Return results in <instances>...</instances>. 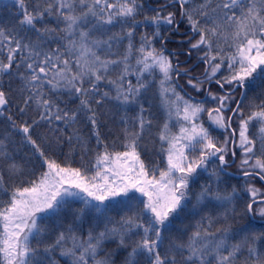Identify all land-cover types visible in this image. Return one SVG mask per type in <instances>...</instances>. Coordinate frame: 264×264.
Returning a JSON list of instances; mask_svg holds the SVG:
<instances>
[{
    "label": "snow or ice",
    "instance_id": "snow-or-ice-1",
    "mask_svg": "<svg viewBox=\"0 0 264 264\" xmlns=\"http://www.w3.org/2000/svg\"><path fill=\"white\" fill-rule=\"evenodd\" d=\"M0 264H264V0H0Z\"/></svg>",
    "mask_w": 264,
    "mask_h": 264
},
{
    "label": "trees",
    "instance_id": "trees-1",
    "mask_svg": "<svg viewBox=\"0 0 264 264\" xmlns=\"http://www.w3.org/2000/svg\"><path fill=\"white\" fill-rule=\"evenodd\" d=\"M177 40H179V36L176 37ZM171 47V46H170ZM183 59V58H182ZM151 95V94H150ZM153 103L157 106V110L159 109V105H160V100H159V97L158 95L157 96H154L153 98ZM204 120L205 122H207V116L204 117ZM152 138H154V133H153V136ZM145 144L147 145L146 147H143L142 146V151L143 152H146L149 156H151L152 158H156L153 153H154V148H153V145H152V142H151V139L150 138H146L145 140ZM232 182L235 183L236 182V177H233L232 179ZM244 223H247V220H243L241 221V224H244ZM256 226H257V229L259 230V227L260 225H258L257 223H255ZM115 249V245L114 244H111L109 243L106 247V251H112ZM122 257H118V259H121Z\"/></svg>",
    "mask_w": 264,
    "mask_h": 264
},
{
    "label": "flooded vegetation",
    "instance_id": "flooded-vegetation-1",
    "mask_svg": "<svg viewBox=\"0 0 264 264\" xmlns=\"http://www.w3.org/2000/svg\"><path fill=\"white\" fill-rule=\"evenodd\" d=\"M229 171L236 172L237 170L236 169H229ZM255 223H257L258 225H260V219H259V217L257 218V221Z\"/></svg>",
    "mask_w": 264,
    "mask_h": 264
},
{
    "label": "bare ground",
    "instance_id": "bare-ground-1",
    "mask_svg": "<svg viewBox=\"0 0 264 264\" xmlns=\"http://www.w3.org/2000/svg\"><path fill=\"white\" fill-rule=\"evenodd\" d=\"M257 218H258V217H257ZM257 218H256L255 222L257 221Z\"/></svg>",
    "mask_w": 264,
    "mask_h": 264
}]
</instances>
